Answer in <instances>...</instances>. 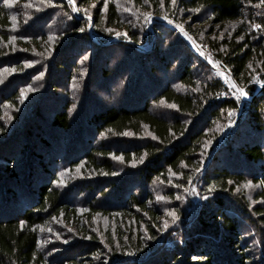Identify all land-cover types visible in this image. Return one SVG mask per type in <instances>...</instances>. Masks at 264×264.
Instances as JSON below:
<instances>
[{
    "label": "trees",
    "instance_id": "trees-1",
    "mask_svg": "<svg viewBox=\"0 0 264 264\" xmlns=\"http://www.w3.org/2000/svg\"><path fill=\"white\" fill-rule=\"evenodd\" d=\"M74 5L0 0V264H264V3Z\"/></svg>",
    "mask_w": 264,
    "mask_h": 264
},
{
    "label": "rangeland",
    "instance_id": "rangeland-1",
    "mask_svg": "<svg viewBox=\"0 0 264 264\" xmlns=\"http://www.w3.org/2000/svg\"><path fill=\"white\" fill-rule=\"evenodd\" d=\"M68 2H69V0H68ZM72 5V7H73V11H74V13H77V11L75 10V5L74 4H71ZM85 18H87V20H88V27H89V31H90V35H91V37L93 36L94 37V40H97V36L93 33V28H92V22H91V18H90V16L88 15V16H86ZM155 18H161L160 16H156V15H154V14H148L147 15V22H148V26H149V29L151 30V26H152V21L155 19ZM162 19V18H161ZM126 36V35H125ZM182 36L184 37V38H186V41L190 44V42L191 43H193V45H194V47H195V49L194 50H196V51H199V47L193 42V39H192V37L190 36V35H188L186 32H182ZM120 37H122L121 35H119V34H116V35H113L112 37H110V39H109V41L110 42H113V41H117V40H119L120 39ZM191 45V44H190ZM192 45V46H193ZM206 56H210V55H206ZM205 56V57H206ZM214 63H215V66L213 67V68H216L217 69V63H216V61H214ZM222 70H223V68L221 67V69H218V71L220 72V74L228 81V82H230V83H232L234 86H235V84H234V81H232V79H229L228 77H226L223 73H222ZM232 81V82H231ZM261 86V85H260ZM259 86V87H260ZM242 88H238V93L243 97V99L245 100L246 99V97H247V95H249V94H247V95H242L241 94V90ZM258 89V88H257ZM256 89V90H257ZM244 91V90H243ZM244 92H246V91H244ZM253 186V185H252ZM252 189V188H251ZM250 189V190H251Z\"/></svg>",
    "mask_w": 264,
    "mask_h": 264
},
{
    "label": "snow or ice",
    "instance_id": "snow-or-ice-1",
    "mask_svg": "<svg viewBox=\"0 0 264 264\" xmlns=\"http://www.w3.org/2000/svg\"><path fill=\"white\" fill-rule=\"evenodd\" d=\"M175 2H176V0H172V3H173V4H175ZM261 2L264 3V0H261ZM5 3H9V0H5ZM69 3H70V4H74V3H75V0H69ZM75 10L79 11V9H75ZM196 11H199V9H196ZM13 19H14V18H13ZM178 27H179V26H178ZM253 27L259 29V28H261V25H253ZM181 30L183 31L182 28H181ZM80 31H84V29H80ZM13 39H15V37H13ZM85 59H87V57H85ZM29 63H31V61H30ZM240 91H241V94H242V95H247V93L244 92L243 89H241ZM173 107H175V105H173ZM116 159H123V157H122V156H119V157H116ZM251 183H252V182L249 181V182L245 185V187H249V186H251Z\"/></svg>",
    "mask_w": 264,
    "mask_h": 264
},
{
    "label": "built area",
    "instance_id": "built-area-1",
    "mask_svg": "<svg viewBox=\"0 0 264 264\" xmlns=\"http://www.w3.org/2000/svg\"><path fill=\"white\" fill-rule=\"evenodd\" d=\"M92 38L94 39V37L92 36ZM185 40H186V38H185ZM190 44L191 45H193V43H191L190 42ZM193 47V49H195V47H194V45L192 46ZM205 60L211 65V66H215V63H214V61H213V59H212V57L211 56H206L205 57ZM213 66V67H214ZM216 67V66H215ZM216 69V68H215ZM222 73L226 76V77H228L229 79H232V77H231V75L229 74V72H228V70L227 69H225V68H223V70H222ZM250 99V95H247V97H246V101H248Z\"/></svg>",
    "mask_w": 264,
    "mask_h": 264
}]
</instances>
